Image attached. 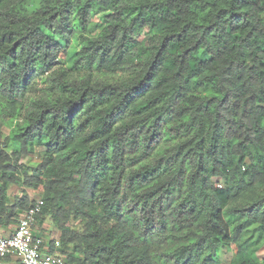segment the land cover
I'll return each mask as SVG.
<instances>
[{
	"label": "trees",
	"instance_id": "obj_1",
	"mask_svg": "<svg viewBox=\"0 0 264 264\" xmlns=\"http://www.w3.org/2000/svg\"><path fill=\"white\" fill-rule=\"evenodd\" d=\"M30 190L66 264H264V0H0V227Z\"/></svg>",
	"mask_w": 264,
	"mask_h": 264
},
{
	"label": "built area",
	"instance_id": "obj_2",
	"mask_svg": "<svg viewBox=\"0 0 264 264\" xmlns=\"http://www.w3.org/2000/svg\"><path fill=\"white\" fill-rule=\"evenodd\" d=\"M42 205L43 200L37 198L10 231L0 228V264H8L7 259L20 264H66L64 256L58 252L60 243L56 241L52 247L35 231L36 216Z\"/></svg>",
	"mask_w": 264,
	"mask_h": 264
},
{
	"label": "rangeland",
	"instance_id": "obj_3",
	"mask_svg": "<svg viewBox=\"0 0 264 264\" xmlns=\"http://www.w3.org/2000/svg\"><path fill=\"white\" fill-rule=\"evenodd\" d=\"M4 131H5V129H4ZM6 132V131H5ZM13 149V147L12 146H9L8 147V150H12ZM27 160V157L26 156H23L21 159H20V162H25ZM14 192H16V189L15 190H13V193ZM37 194L38 193H36V192H33V191H28V196H29V198H31V199H37ZM43 222L44 223H46V226L48 227V229H44L43 227H42V223L40 224V223H38V224H36V229H35V231L38 233V234H40V235H42V236H48V237H50L51 235H53V232H55L56 233V229H55V227L52 225V223H51V220L48 218V217H46L45 218V220H43ZM15 225V224H14ZM14 225H9L8 227H6L7 229H10V227L12 228ZM221 258H222V260L223 261H228L230 258H231V252H229V251H227L226 249H223L222 251H221ZM15 263H17V261L15 260L14 261Z\"/></svg>",
	"mask_w": 264,
	"mask_h": 264
},
{
	"label": "crops",
	"instance_id": "obj_4",
	"mask_svg": "<svg viewBox=\"0 0 264 264\" xmlns=\"http://www.w3.org/2000/svg\"><path fill=\"white\" fill-rule=\"evenodd\" d=\"M42 227L44 228V229H48V227L46 226V223H42ZM3 231H10L12 228H10V229H7V228H4V227H0ZM37 233V232H36ZM40 235V234H39ZM58 235V233L56 232L55 233V236H57ZM46 240L48 239V236H43ZM49 245V244H48ZM52 248V247H51ZM15 260H13V259H7V262H8V264H20L17 260V263H15L14 262Z\"/></svg>",
	"mask_w": 264,
	"mask_h": 264
}]
</instances>
